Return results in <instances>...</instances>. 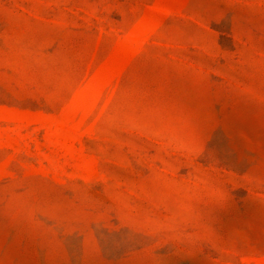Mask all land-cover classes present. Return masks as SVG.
Instances as JSON below:
<instances>
[{
	"label": "rangeland",
	"instance_id": "obj_1",
	"mask_svg": "<svg viewBox=\"0 0 264 264\" xmlns=\"http://www.w3.org/2000/svg\"><path fill=\"white\" fill-rule=\"evenodd\" d=\"M0 264H264V0H0Z\"/></svg>",
	"mask_w": 264,
	"mask_h": 264
}]
</instances>
